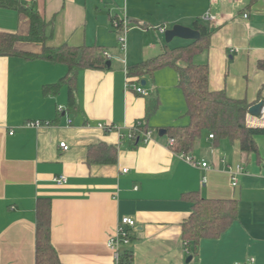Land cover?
<instances>
[{
	"label": "crops",
	"instance_id": "obj_1",
	"mask_svg": "<svg viewBox=\"0 0 264 264\" xmlns=\"http://www.w3.org/2000/svg\"><path fill=\"white\" fill-rule=\"evenodd\" d=\"M18 1L49 23L47 46H93L110 53L111 65L78 72V106L70 110L67 83L45 92L68 75L67 64L0 56V264H37L39 198L50 199L52 243L62 264H250L252 257L264 264V135L257 137L259 153L250 154L238 141L204 133L186 154L209 168L192 165L169 144L168 128L189 123L177 70L166 66L134 83L127 75L131 65L189 45L192 40L178 37L167 42L164 32L199 20L212 28L209 48L194 57L208 65L210 89L251 105L264 100V0ZM30 30L26 13L0 6V31L27 36ZM46 45L22 40L15 48L39 55ZM128 81L149 94L127 87ZM35 120L48 124L26 125ZM144 122L148 142L122 136ZM99 143L117 147L116 162H88L89 147ZM61 175L66 183L56 181ZM191 191L238 200L237 219L220 237L202 239L195 257L183 237L193 211L184 194ZM125 215L136 225L131 242L122 245L129 259L117 263L107 241Z\"/></svg>",
	"mask_w": 264,
	"mask_h": 264
},
{
	"label": "trees",
	"instance_id": "obj_2",
	"mask_svg": "<svg viewBox=\"0 0 264 264\" xmlns=\"http://www.w3.org/2000/svg\"><path fill=\"white\" fill-rule=\"evenodd\" d=\"M0 6L14 8L26 13L31 21L29 35L21 36L16 33L0 31V56L21 55L31 59L42 57L52 62H62L68 65V75L58 84L45 87L46 93H52L61 83L69 86L67 108L78 106L75 82L78 72L85 68L107 69L109 59L104 50L93 46H70L63 44L59 47H49V23L34 7L27 6L18 0H0ZM194 28L200 31L201 38L189 45L165 51L157 56L140 61L127 68L128 80L132 83L139 81L145 74L171 66L179 74V87L182 89L186 104L189 123L184 127L168 128L171 137L175 139L173 148L178 153H189L204 133L212 134L217 141L229 139L238 141L243 152L259 153L257 137L264 135V127H249L247 114L250 106L245 99L228 96L225 91H212L209 87V67L207 64H197L194 57L210 46L212 28L199 20ZM35 41L46 46L41 54H30L18 51L15 44L18 41ZM260 66H264L260 64ZM137 79H134V78ZM159 99H152L147 107L148 119L156 111ZM145 119V120H146ZM139 131L150 130L146 122L138 126ZM142 136L134 141L138 144ZM117 147L107 143H99L89 147L87 159L89 163H114L117 160ZM193 203V211L183 224V237L188 250L195 257L200 241L204 238L220 237L238 217V200L225 198H207L197 191L184 194ZM132 238V236H131ZM37 264H62L56 248L52 243V209L49 198H39L37 203L36 227ZM128 250L122 252L120 262L129 259ZM126 262V261H125Z\"/></svg>",
	"mask_w": 264,
	"mask_h": 264
},
{
	"label": "built area",
	"instance_id": "obj_3",
	"mask_svg": "<svg viewBox=\"0 0 264 264\" xmlns=\"http://www.w3.org/2000/svg\"><path fill=\"white\" fill-rule=\"evenodd\" d=\"M244 16L248 17L247 14H245ZM115 25L117 27H119L121 25L120 21L116 20L115 21ZM126 29H127V25L124 27V30H126ZM160 29L163 32L165 30L162 27ZM121 42H122V45L124 46L125 45L124 44L125 43V38L124 37L121 38ZM104 55L108 59L111 58L110 53L107 52V51H104ZM126 86L130 87V88L131 87L134 88L138 93H140L142 95H148L149 94V92L146 89H144V87L137 86L136 84H131V83H129V81L127 82ZM70 122H71V120H70ZM45 124H48V123H46L44 121H41V120H35V121L28 122L26 125L27 126H32V127H40V126H43ZM247 124H248L249 127H264V106H263V109H262L260 117L252 116L249 113L247 114ZM139 125H141V123H139L138 125L132 127L131 130L127 134H122V136L124 137L125 135H127L133 141L135 139H137V138H140L142 136L143 141L144 142H148L151 139V131L150 130L141 131L140 134L137 135V131H139V128H138ZM100 127L106 128L108 130L112 129V127L107 126V125H105L103 123L100 124ZM11 133H14V131H11ZM213 137L214 136L211 134L210 138H213ZM174 143H175V139L173 137H171L170 140H169V144L171 146H173ZM60 146L64 150H68L70 148V146L67 144V142H61ZM180 155H181L182 158L187 160L192 165L203 166V167L209 168L208 162H205V161L197 162L191 155L186 154V153H180ZM231 169H232V172H233V168H231ZM242 169H243L242 166H240V165L237 166V170L238 171H241ZM125 171H127V169H125ZM56 181L59 184L66 183L67 182V177L65 175H61L60 177L56 178ZM204 181H206V178L204 179ZM233 185H237V180H236L235 177L233 179ZM135 225H136V220L132 216L125 215V216H123L120 219L115 231L108 238L107 245L113 251L114 259L116 260L117 263H119L121 261L122 245L128 244V243L131 242V234H130L129 229L135 227ZM254 262H255V258L254 257L249 259V263L250 264H253ZM237 264H242V263H237Z\"/></svg>",
	"mask_w": 264,
	"mask_h": 264
},
{
	"label": "water",
	"instance_id": "obj_4",
	"mask_svg": "<svg viewBox=\"0 0 264 264\" xmlns=\"http://www.w3.org/2000/svg\"><path fill=\"white\" fill-rule=\"evenodd\" d=\"M165 39L167 42H171L174 38L178 37L185 40H198L201 38V33L194 27H189L181 24H175L173 27L166 29L165 32ZM108 66L111 65V61L107 62ZM146 81H142V85H145ZM264 106V100H260L259 102L255 103L254 105L250 106L248 113L255 117H260L261 112ZM166 133V129H160V135ZM192 256H188L187 262H190Z\"/></svg>",
	"mask_w": 264,
	"mask_h": 264
},
{
	"label": "rangeland",
	"instance_id": "obj_5",
	"mask_svg": "<svg viewBox=\"0 0 264 264\" xmlns=\"http://www.w3.org/2000/svg\"><path fill=\"white\" fill-rule=\"evenodd\" d=\"M170 45H172V43H171ZM154 56H155V55H154Z\"/></svg>",
	"mask_w": 264,
	"mask_h": 264
}]
</instances>
